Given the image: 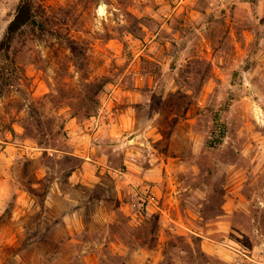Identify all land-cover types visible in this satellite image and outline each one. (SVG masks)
<instances>
[{
  "label": "rangeland",
  "instance_id": "rangeland-1",
  "mask_svg": "<svg viewBox=\"0 0 264 264\" xmlns=\"http://www.w3.org/2000/svg\"><path fill=\"white\" fill-rule=\"evenodd\" d=\"M23 1L0 264H264V0Z\"/></svg>",
  "mask_w": 264,
  "mask_h": 264
},
{
  "label": "trees",
  "instance_id": "trees-1",
  "mask_svg": "<svg viewBox=\"0 0 264 264\" xmlns=\"http://www.w3.org/2000/svg\"><path fill=\"white\" fill-rule=\"evenodd\" d=\"M26 27H30L32 30H37L41 33L46 31V25L35 11L32 0H25L20 5L15 19L9 25L4 44L10 45ZM219 126L221 130L220 134H224V126Z\"/></svg>",
  "mask_w": 264,
  "mask_h": 264
}]
</instances>
